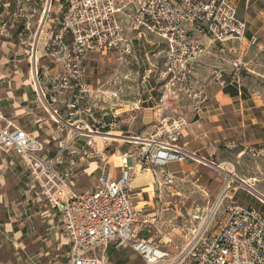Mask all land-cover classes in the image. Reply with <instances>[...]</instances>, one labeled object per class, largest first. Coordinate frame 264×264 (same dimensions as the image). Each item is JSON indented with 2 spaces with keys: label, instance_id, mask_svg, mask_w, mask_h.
<instances>
[{
  "label": "built area",
  "instance_id": "1",
  "mask_svg": "<svg viewBox=\"0 0 264 264\" xmlns=\"http://www.w3.org/2000/svg\"><path fill=\"white\" fill-rule=\"evenodd\" d=\"M246 29L230 0H0L1 43L9 44L10 35H16L35 78L37 64L48 59L53 67L42 68L55 73L47 83L50 89L73 93L67 106L69 117L80 112L79 103L91 97L84 59L116 55L122 60L133 55L134 41L141 39L163 54L160 68L152 66L140 83L149 94L157 90L154 106L165 109L183 96L197 116L209 101L191 82L195 65L205 51L202 40L217 46L240 43ZM35 83L44 98L39 82ZM55 102H45L58 134L52 155L40 138L5 119L1 111L0 152L22 159L40 198L58 214V228L68 247L66 264H110L109 250L123 246L143 264H264V213L231 201L223 207L226 194L238 186L232 184L236 178L230 164L223 165L233 175H226L217 198L218 208L207 211V220L181 251L171 255L149 239H137L138 230L154 226L156 220L133 206L132 182L138 175L150 174L159 181V187L170 188L177 177L166 167L196 159L179 147L187 125L182 118L163 117L153 133L122 153L116 177L109 171L106 153L99 154L93 149V141H87L91 151L82 149V158L100 157V175L92 189L76 193L72 188L73 172L63 167L64 158L76 136L86 131L91 138L97 131L87 122H65L52 108ZM91 110L85 108L81 113L95 122ZM97 124L110 131L114 127L112 123ZM247 152L252 158L264 157L263 150Z\"/></svg>",
  "mask_w": 264,
  "mask_h": 264
},
{
  "label": "crops",
  "instance_id": "2",
  "mask_svg": "<svg viewBox=\"0 0 264 264\" xmlns=\"http://www.w3.org/2000/svg\"><path fill=\"white\" fill-rule=\"evenodd\" d=\"M230 1L236 8L237 18L246 23L245 39L240 43L228 42L222 46L212 44L207 39L202 40L205 51L197 61L191 78L193 88L203 91L209 99L201 113L195 116L191 103L183 96L165 109H157L154 106L157 96L150 93L142 101L146 107H141L138 112L129 114L126 108L116 110L118 119L130 116L128 125H122L116 133L132 135L129 137L132 142H128L132 146L116 148L114 153L107 154V146L103 141L101 144L96 142V151L99 154L105 151L109 171L116 177L122 153L128 148L137 147L136 141L153 133L163 117L170 116L172 120L182 118L187 125L179 147L196 159L170 164L166 169L176 175L181 172L184 175L199 174L198 181L205 191L208 189L206 182L210 178L205 168L230 164L236 177L232 184L238 186L226 194L224 201L264 212V157L252 158L247 152L251 149L264 151V96L254 90L250 91L237 76L240 70L251 67L258 54L264 56V0ZM137 42L147 44L142 39ZM152 47L150 49L155 52L159 50L156 46ZM14 49L12 43L0 45V111L4 113L5 119L11 123H21L19 127L23 130L25 128L34 137L50 139L51 152L54 153L58 134L50 128L47 115H38L46 109L36 104V83L28 86L27 82L16 81L17 77L11 78L8 73H11L10 67L15 68L12 73H20L15 64L20 60H15V57L23 53H15ZM227 57L233 59L230 62L231 69L226 67L220 70V59ZM9 63L14 65L6 67L5 64ZM227 70L233 76L223 77L222 74ZM17 91H20L19 96ZM100 116L103 118L104 115ZM120 122L124 124V120ZM97 136L92 137L102 140ZM233 146L236 148L233 149ZM83 148V143L74 144L63 161V167L71 168L73 172L72 188L76 193L90 190L96 185L102 165L100 157L95 161L79 157ZM46 151L49 153L47 147ZM211 178L214 179L211 184L213 188L207 190L208 196L216 200L221 192V181ZM158 182L150 174L138 175L132 182V203L141 214L154 215L151 214L154 201L164 199V192L167 191L166 197L179 194L172 193L170 188L159 187ZM58 224V214L40 198L22 159L0 152V264H29V259L37 264H57L55 259L58 256L64 258L68 250Z\"/></svg>",
  "mask_w": 264,
  "mask_h": 264
},
{
  "label": "rangeland",
  "instance_id": "3",
  "mask_svg": "<svg viewBox=\"0 0 264 264\" xmlns=\"http://www.w3.org/2000/svg\"><path fill=\"white\" fill-rule=\"evenodd\" d=\"M146 39L149 40V38ZM1 42L2 39H0V45H2ZM7 43H12L15 46V53L19 52L20 55L23 53L22 48L17 44L15 34L10 35ZM153 43H155L154 40ZM150 48L154 47L149 44L134 41L133 55L125 57L122 60H119L116 55H97L86 57L83 62V67L85 69V81L92 86L91 97L79 103L78 108L80 112L75 113L73 117L68 116L70 110L67 109L73 93L62 89L52 90L47 84L48 81H50L49 79H51L55 74L47 71L53 67V65H50L47 62L48 59H43L37 64L36 78L32 77L29 57L24 53L20 57L17 56L18 58L15 57V60H20L19 63H15L18 69H20L19 74L12 73L15 68L10 66L14 65V63L5 64V66L10 67L11 73H8L11 74V78L17 77L16 81L18 80L22 83L27 82L28 86L33 82H39V87L41 88L44 98L37 86H35V92L37 93L36 95L34 93L35 99H37L36 104H39L46 110L42 113L39 112L38 115L40 114V117H45L46 115L49 117L48 121L50 122V128H52V130H56V124L54 120H49L51 119L50 110L46 106L45 102L50 104L51 99H55L56 102L52 105V108L58 112L65 122L71 125L87 122L90 127L93 126V131H97L95 133L98 135L97 137L102 138V140L94 139V137L90 138L88 137L89 134H86V131H84L73 139L68 151H70L71 146L76 143H83V149L89 150L86 146V142L92 140L94 145L93 149H96V142L101 144V142L103 143L104 141V143H106L104 145L107 146L105 151H107V154H111L115 152L116 148L132 146L128 144V142H132L129 140V137L132 135L126 133H116L121 129V127H123L122 125H128L127 120L130 119V116L118 119V116H116V110L126 108L127 111H129V114H133L141 110V107H146V104L142 103V101L148 97L149 93L142 89L140 84L141 78L145 72L152 69V66L157 69L160 68L163 58V54L160 53V50L155 52ZM143 50H145V52ZM5 59L9 60V58L6 57ZM224 59H220L219 61L218 66L221 68L220 70L226 69V67L231 69L230 62L233 59H229L228 57ZM43 66L49 68L46 70L45 68H42ZM228 71L229 70L222 74L223 77H229L232 75L231 72ZM237 76L240 78L241 84L250 91L254 90L264 96V56L261 57V55L258 54L251 67L247 66L246 69L240 70ZM16 94L19 96L20 91H17ZM151 95L158 96V92H151ZM85 108L92 109L91 113H93L95 122L90 121V119H87L84 114L81 113ZM102 114L104 115L103 118L100 116ZM121 120H124V122H122L124 124H121ZM12 122L17 126H22L21 123L15 121ZM97 123H100L101 125H108L112 123L114 124V127L111 131L108 129H101V126ZM41 140L47 147L48 152L53 154V152H51L52 148L50 139L45 137ZM81 156L82 153L79 157ZM86 160L95 161L96 159L88 158ZM214 167L218 169L220 168L224 173ZM214 167L211 166V168H205L206 173L210 177L206 182L208 191L213 188L211 184L214 179L211 177L220 179L221 182L219 183V188L222 190L225 176L227 175L226 172L232 173L225 166L214 165ZM176 177L177 180L175 184L170 187L169 191L174 194H179H175L174 197H166V191L164 192V199H156L153 204L154 209L151 212V214H154L152 217L156 220L154 226L145 229L144 231L142 229L138 230L137 235V239H149L154 244L159 246L160 249L169 252L171 255H175L189 243L192 237L196 234L198 227L202 226L207 220V211H211L216 202V200H213V198L208 196V191H204L200 186L198 181L199 174L184 175V173L181 172V174L176 175ZM187 188L189 190H186ZM225 204L226 202L224 201L223 207ZM223 207L219 209L216 221H218ZM62 250L64 249L62 248ZM61 255L62 253H60V256ZM55 260H57V264H66L65 258L58 256ZM108 261L110 264H143L140 257L132 252V250L124 246L117 249H110L108 253Z\"/></svg>",
  "mask_w": 264,
  "mask_h": 264
},
{
  "label": "bare ground",
  "instance_id": "4",
  "mask_svg": "<svg viewBox=\"0 0 264 264\" xmlns=\"http://www.w3.org/2000/svg\"><path fill=\"white\" fill-rule=\"evenodd\" d=\"M86 133H88V132H86ZM91 135L93 136V135H96V134L95 133H92ZM226 173H229V172H226ZM229 174L232 175V173H229ZM219 203H220V199H217L216 202H215V204H214V206H213V209H211L210 212H213L214 210H216V208H218Z\"/></svg>",
  "mask_w": 264,
  "mask_h": 264
}]
</instances>
